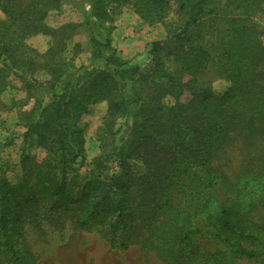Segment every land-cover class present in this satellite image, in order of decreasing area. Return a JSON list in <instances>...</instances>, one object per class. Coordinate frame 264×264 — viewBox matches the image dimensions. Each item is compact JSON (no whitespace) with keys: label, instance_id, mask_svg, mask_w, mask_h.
Instances as JSON below:
<instances>
[{"label":"trees","instance_id":"16d2710c","mask_svg":"<svg viewBox=\"0 0 264 264\" xmlns=\"http://www.w3.org/2000/svg\"><path fill=\"white\" fill-rule=\"evenodd\" d=\"M262 1L177 0L179 18L166 23L167 37L152 42L149 61L138 66H130L112 48L113 26L109 25L104 41L95 40L92 54L93 62L103 65L82 64L77 75L72 73L76 52L66 59L64 51L80 26L112 24L124 7L133 8L147 23L164 22L171 0H91L92 18L46 31L50 46L44 51L27 42L37 33L35 23L26 28L18 23L15 10L7 9L8 19L0 21V55L9 65L0 66V86L8 69L17 72L30 89L38 83L33 76L44 71L50 75L46 81L50 97L46 103L37 99L27 114L22 178L12 182L4 172L0 174L2 264H26L24 226L39 209L48 215L78 212L76 223L82 229L93 222L105 223L111 244L127 248L132 223L149 208L143 199L154 198L155 214L171 206V168L183 173L190 187L220 184L234 193L243 185L253 187L254 178L247 175L251 169L230 183L225 174L215 171L213 161L232 131L256 128V120L264 118V113L243 109L252 102L244 92L237 95L232 109L225 106L226 97L202 86L200 75L210 64L223 60L230 76L248 72L253 49L259 44L249 16L253 5ZM60 8V0H40L32 7L37 20ZM209 13L214 17L211 38H206L203 21ZM78 47L80 43L75 51ZM103 100L109 101V117L98 132L101 151L83 182L86 137L81 121L92 105ZM120 118L133 121L121 136L116 128ZM35 143L47 149L42 161L26 151L27 144ZM182 215L177 212L179 218ZM206 219L217 238L228 244L229 252L192 251L189 260L194 264H231L229 254L256 258L263 253L243 245L251 234L239 205L220 203L206 209ZM196 233L197 229L184 227L181 238L185 241Z\"/></svg>","mask_w":264,"mask_h":264},{"label":"rangeland","instance_id":"374dc122","mask_svg":"<svg viewBox=\"0 0 264 264\" xmlns=\"http://www.w3.org/2000/svg\"><path fill=\"white\" fill-rule=\"evenodd\" d=\"M40 0H0V21L8 19L7 9H14L18 23L27 28L37 26L27 42L46 50L50 46V36L46 31L60 27L68 22L86 21L92 18L91 0H60L61 8L52 10L43 20H37L33 5ZM213 6H211V9ZM213 13L203 21L206 38L210 32ZM179 18L177 0H171L164 22L150 24L145 22L131 7H124L116 16L114 23L107 22L103 27L82 25L77 34L68 41L64 51L66 59H73L72 73L83 64L89 68L102 66L100 61L93 62L95 40L104 41L107 27L112 25L110 38L112 48L117 55L130 66L145 64L150 59L151 44L167 37L166 23ZM252 34L257 41L253 49L252 62L248 72L240 76H230L226 60L210 64L200 75L202 86L211 88L217 95L226 97L225 106L232 109L238 94H246L252 99L251 106L244 110L264 113V2L253 5L250 16ZM220 28H222L220 26ZM80 43L76 48L75 44ZM0 55V66L9 65ZM38 83L28 88L24 79L12 69L6 71L5 84L0 86V174L5 173L12 182L22 178L21 153L25 147L24 132L28 113L35 106L37 99L46 103L50 92L46 81L50 75L38 71L34 76ZM29 79L32 77L28 76ZM248 84V87L246 85ZM109 101L103 100L91 106L90 113L83 116L81 124L85 128L86 163L81 169L82 181L90 169L92 160L100 153L98 132L109 117ZM133 121L125 122L120 118L116 124L119 136L128 131ZM256 128L239 127L231 132L224 148L217 152L213 161L216 172L225 174L231 181L242 171L251 169L252 188L244 185L238 193L218 184L210 188L190 187L185 184L183 173L170 169L171 206L155 214L158 209L154 198L146 197L149 208L137 216L128 235L129 246H113L107 238L105 223L93 222L87 228H79L75 213H56L48 215L43 209L25 223L27 256L26 264H194L189 260V253L203 251H228V244L217 238L216 229L206 219V209L212 210L220 203L237 204L245 215L247 231L251 236L243 240V245L257 251H263L256 258L234 257L228 255L231 264H264V118L255 122ZM26 151L36 160L42 161L47 156L45 146L35 143L26 145ZM144 169L141 162L135 163ZM182 179V180H181ZM231 185V184H230ZM183 213L182 217L177 212ZM193 227L197 233L183 241L181 234L184 227ZM0 264L2 259L0 256Z\"/></svg>","mask_w":264,"mask_h":264}]
</instances>
